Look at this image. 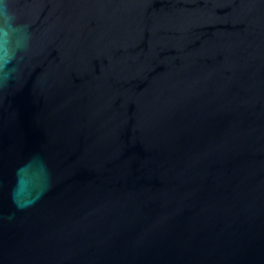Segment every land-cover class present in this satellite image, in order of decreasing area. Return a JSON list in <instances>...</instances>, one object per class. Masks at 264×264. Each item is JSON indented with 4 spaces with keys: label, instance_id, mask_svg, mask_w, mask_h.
Here are the masks:
<instances>
[{
    "label": "water",
    "instance_id": "95a60500",
    "mask_svg": "<svg viewBox=\"0 0 264 264\" xmlns=\"http://www.w3.org/2000/svg\"><path fill=\"white\" fill-rule=\"evenodd\" d=\"M0 2V264H264V0Z\"/></svg>",
    "mask_w": 264,
    "mask_h": 264
},
{
    "label": "clouds",
    "instance_id": "9594fccd",
    "mask_svg": "<svg viewBox=\"0 0 264 264\" xmlns=\"http://www.w3.org/2000/svg\"><path fill=\"white\" fill-rule=\"evenodd\" d=\"M0 17L7 18L6 4H4L3 2H0Z\"/></svg>",
    "mask_w": 264,
    "mask_h": 264
}]
</instances>
